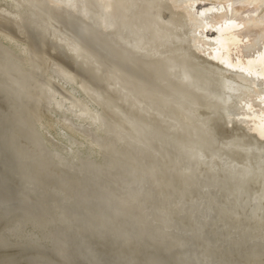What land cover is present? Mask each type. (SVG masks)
<instances>
[{
    "label": "bare ground",
    "instance_id": "1",
    "mask_svg": "<svg viewBox=\"0 0 264 264\" xmlns=\"http://www.w3.org/2000/svg\"><path fill=\"white\" fill-rule=\"evenodd\" d=\"M144 2L0 0V264H264V0Z\"/></svg>",
    "mask_w": 264,
    "mask_h": 264
},
{
    "label": "water",
    "instance_id": "2",
    "mask_svg": "<svg viewBox=\"0 0 264 264\" xmlns=\"http://www.w3.org/2000/svg\"><path fill=\"white\" fill-rule=\"evenodd\" d=\"M143 1V0H142ZM145 2L144 3H146V1H149V0H144ZM147 3H149V2H147ZM165 14L167 13V12H164ZM184 30H185V34H184V36H185V38H182L181 37V39L184 41H182L181 39H179V38H177V37H175L174 36V39H173V41L171 42V44L169 45V50H171V51H173L174 52V54H176L177 55V59H180V61H184V60H181L182 59V57L180 56V55H184V56H186V51H187V48L185 47V45H187V44H185L188 40H185V39H189L188 38V36H187V32H188V30H187V28L185 27V28H183ZM177 28L176 27H174V34L173 35H176L175 33H177ZM179 31V30H178ZM181 31V30H180ZM181 34L183 35V32L181 31ZM81 43H83V45L88 49V51L89 52H91L92 54H99V55H101L102 56V58H104V59H106V61H114V60H116L117 58H116V55H114L109 49H107L106 47H104L101 43H99L98 41H91L92 42V45H88V43H86V42H84V41H81V40H79ZM183 42V43H182ZM167 49H168V47H167ZM170 52V51H169ZM186 58V57H185ZM187 61V64L189 63L188 62V59L186 60ZM191 61H192V63H193V65H194V67H197V68H202V65L200 64V62L198 61V60H196V59H193V58H191ZM122 64L120 65L123 69H125L127 72H130V73H132V72H136V69L134 68V66H132L128 61H124V62H121ZM195 63H197L198 65H196ZM190 64V63H189ZM199 66V67H198ZM141 77V76H140ZM191 78H193L194 79V81H202L198 76H193V77H191ZM200 109V111H202V112H206V110L207 109H205L204 107H200L199 108ZM221 129V128H220ZM218 130L217 131V133H219V135H220V138L222 137L223 138V135H225L226 136V134H224V133H226L225 131H222V130ZM238 140H241L240 138H237ZM205 189V188H204ZM208 191V190H207ZM219 194V193H218ZM223 195V197H224V194H222ZM216 213L217 214H220L219 213V211H218V208H216L215 206H213L212 208H207L206 209V211H204V213L202 214V218L206 221V220H211V221H215L216 220V218H215V215H216ZM263 214H264V211H263ZM263 217H264V215H263ZM206 228H209L208 226L207 227H205L204 229H201V230H205V231H207V229ZM202 232V231H201ZM209 232H210V234H211V236L213 237L214 236V234H213V232H214V230H213V228H209ZM207 235H209V233H207ZM227 243V241H226V239L225 240H223V242L222 243H220V244H223V245H225ZM183 248V250L185 249V247H182ZM202 250H203V248H202ZM204 250H205V247H204ZM203 250V251H204ZM73 253V252H72ZM74 254V253H73Z\"/></svg>",
    "mask_w": 264,
    "mask_h": 264
}]
</instances>
